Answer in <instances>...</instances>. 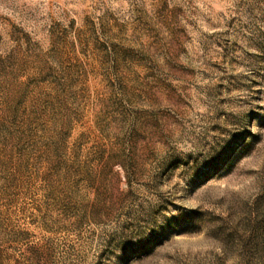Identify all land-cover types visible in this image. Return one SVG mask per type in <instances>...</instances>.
I'll use <instances>...</instances> for the list:
<instances>
[{
    "label": "rangeland",
    "instance_id": "obj_1",
    "mask_svg": "<svg viewBox=\"0 0 264 264\" xmlns=\"http://www.w3.org/2000/svg\"><path fill=\"white\" fill-rule=\"evenodd\" d=\"M0 264H264V0H0Z\"/></svg>",
    "mask_w": 264,
    "mask_h": 264
}]
</instances>
